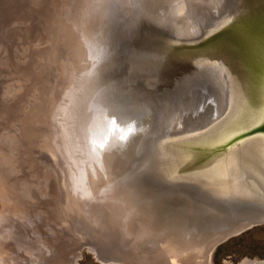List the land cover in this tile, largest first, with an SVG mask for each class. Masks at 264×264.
<instances>
[{"label": "water", "instance_id": "obj_1", "mask_svg": "<svg viewBox=\"0 0 264 264\" xmlns=\"http://www.w3.org/2000/svg\"><path fill=\"white\" fill-rule=\"evenodd\" d=\"M184 1L73 9L95 36L65 148L119 225L212 264L220 245L264 225V0Z\"/></svg>", "mask_w": 264, "mask_h": 264}, {"label": "rangeland", "instance_id": "obj_2", "mask_svg": "<svg viewBox=\"0 0 264 264\" xmlns=\"http://www.w3.org/2000/svg\"><path fill=\"white\" fill-rule=\"evenodd\" d=\"M82 3L0 0V264H177L174 250L118 224L119 212L83 186L65 148L66 112L94 45V30L73 12ZM262 261L264 225L212 257Z\"/></svg>", "mask_w": 264, "mask_h": 264}, {"label": "bare ground", "instance_id": "obj_3", "mask_svg": "<svg viewBox=\"0 0 264 264\" xmlns=\"http://www.w3.org/2000/svg\"><path fill=\"white\" fill-rule=\"evenodd\" d=\"M182 2H184V4H182ZM207 2H208V6L210 8H214L215 9L218 6V5H216V3H217L216 0H207ZM174 4H177L179 6H184V7H187L188 6L187 2H185L184 0H175V3ZM205 13H207V12H205ZM188 21H191V24L190 25H193L192 24L193 21L189 17H188ZM93 104H95V103H93ZM155 238L158 239L157 240L158 241L157 242L158 246H164L165 250H170V249H172V247H175V249H176V247H177V245H176V243H174L173 239H171V241H170L169 237H166L164 235L163 236H160V235L158 236L157 235V236H155ZM177 251H179V250H177ZM79 256H80V252H79L78 257ZM183 256H184V253H182L179 258L177 257V259H175V261L177 262V264H186V260L184 259Z\"/></svg>", "mask_w": 264, "mask_h": 264}]
</instances>
